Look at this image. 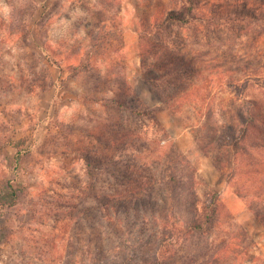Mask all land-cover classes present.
Segmentation results:
<instances>
[{
  "label": "rangeland",
  "instance_id": "obj_1",
  "mask_svg": "<svg viewBox=\"0 0 264 264\" xmlns=\"http://www.w3.org/2000/svg\"><path fill=\"white\" fill-rule=\"evenodd\" d=\"M183 6L0 0V264H264V16L177 29L143 57L190 76L147 83L142 31Z\"/></svg>",
  "mask_w": 264,
  "mask_h": 264
},
{
  "label": "trees",
  "instance_id": "obj_2",
  "mask_svg": "<svg viewBox=\"0 0 264 264\" xmlns=\"http://www.w3.org/2000/svg\"><path fill=\"white\" fill-rule=\"evenodd\" d=\"M264 2V0H259ZM240 6L238 8L234 7L232 1L227 0L226 3L211 4L209 13L203 14L201 16L195 14L198 9V0H184V6L180 11H170L164 20L153 23L151 26L145 27L142 31V42H146L147 47L151 49L146 50L144 55L151 57L157 56V52L162 48V44L167 40L173 42L174 46L181 48L183 41H180L176 35V30L179 31L184 28H188L192 35V38L198 37L199 33L204 36L208 31L222 25H235L237 22H244L245 20H259L261 19L258 10L250 7L247 0H241ZM175 35L177 37H175ZM181 46V47H180ZM143 53V52H142ZM172 57L177 56L176 53L171 52L169 54ZM171 61V70H173V75L162 72V65H156L154 63H149L146 59H142L141 66L143 69V78L147 83L160 86L168 78H178L182 76H190L188 69L180 70L176 63ZM180 65V64H179ZM176 76V77H174ZM160 109L154 108L149 110L147 113H156ZM146 113V112H145ZM137 114L141 113L137 111ZM11 144V143H10ZM25 141H18L11 144V146L16 150L15 164L18 165L22 159L23 147ZM235 147V144H234ZM22 190L15 185L10 179L6 178L4 175L0 178V245L9 241L10 236L13 234L12 229H9L7 223L9 219L7 218L8 211L12 210L19 203L21 198Z\"/></svg>",
  "mask_w": 264,
  "mask_h": 264
}]
</instances>
